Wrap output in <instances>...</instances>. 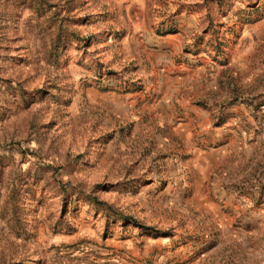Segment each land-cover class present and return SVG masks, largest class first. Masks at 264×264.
Wrapping results in <instances>:
<instances>
[{"label":"rangeland","instance_id":"1","mask_svg":"<svg viewBox=\"0 0 264 264\" xmlns=\"http://www.w3.org/2000/svg\"><path fill=\"white\" fill-rule=\"evenodd\" d=\"M0 264H264V0H0Z\"/></svg>","mask_w":264,"mask_h":264},{"label":"bare ground","instance_id":"2","mask_svg":"<svg viewBox=\"0 0 264 264\" xmlns=\"http://www.w3.org/2000/svg\"><path fill=\"white\" fill-rule=\"evenodd\" d=\"M18 15V24H21L19 29H11L8 33L4 32V34L2 36H4V40L7 42V45H4L3 48L5 50H11V49H15V48H20L23 49L26 45L24 39L26 37V33L24 32V26L25 23L28 21V17L23 15H19V12L16 11H7V13H5L4 15V19H8L11 15ZM22 40V41H21ZM4 52V50L2 51V53ZM22 52V51H21ZM24 53H26L25 51H23ZM22 52V53H23ZM24 53L22 54V60L26 58V55H24ZM6 54V53H5Z\"/></svg>","mask_w":264,"mask_h":264}]
</instances>
